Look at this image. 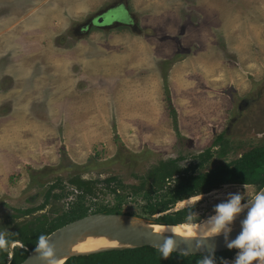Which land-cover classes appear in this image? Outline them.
I'll use <instances>...</instances> for the list:
<instances>
[{
    "label": "rangeland",
    "instance_id": "obj_1",
    "mask_svg": "<svg viewBox=\"0 0 264 264\" xmlns=\"http://www.w3.org/2000/svg\"><path fill=\"white\" fill-rule=\"evenodd\" d=\"M227 2L234 4L228 8L234 14L228 17L236 19L239 11L245 14L242 19L221 23L220 11ZM119 5L126 18L105 20L111 14L108 9ZM161 10L168 16L165 20L173 17L179 22L170 31L153 24L152 17ZM252 11L259 13V20L247 17ZM91 17L104 20L96 23L95 19L92 25ZM225 31V37L221 36ZM150 38L172 45L162 57L165 63L144 54L129 57L132 43L150 47ZM229 44H237L239 53L228 52ZM199 48L202 57L195 58ZM140 58L147 67H136L134 74L150 86L145 94L153 88L162 93L143 112L159 102L160 113L168 114L160 118L167 120L163 131L137 116V109H126L134 124L143 127L144 141L137 133L123 139L115 133V137L106 109L109 101L98 99V110L89 112L92 82L112 71L102 64L115 63L114 73L119 75L118 64ZM194 60H200L201 68H194ZM165 87L176 110L177 132ZM75 96H83L79 109H87L69 111L74 133L63 135L60 104L74 101ZM15 107L32 109L29 127L33 132L25 135L36 139L29 140L31 153L16 159L15 170L4 173L0 182V232L13 236L29 226L47 225L65 212L77 193L68 181L73 175L100 180L117 177L122 186L112 183L118 184V196L104 186L91 201L97 207L117 204L124 214L138 213L135 203L140 197L130 195L127 187L138 184L160 160L182 156L178 164L185 168L203 159L197 170L208 171L264 144V0H0V116L4 115L5 123L14 117ZM146 181L145 187L150 186ZM50 186L54 187L48 201L36 209ZM261 187L262 183L222 184L168 211L192 202L194 220H200L228 193L239 191L247 199ZM26 208L32 211L24 214ZM235 253L224 260L231 264Z\"/></svg>",
    "mask_w": 264,
    "mask_h": 264
},
{
    "label": "trees",
    "instance_id": "obj_2",
    "mask_svg": "<svg viewBox=\"0 0 264 264\" xmlns=\"http://www.w3.org/2000/svg\"><path fill=\"white\" fill-rule=\"evenodd\" d=\"M165 91L173 128L177 132L176 110L170 102L169 92L166 87ZM114 135L116 137L117 134L114 133ZM220 136L221 134L217 138ZM180 160H182V156L160 160L154 169L141 177L142 180L138 184H131L127 187L130 195L140 197L135 203L137 204L138 213L136 212L133 215L141 218L147 217L148 220L160 224H178L187 221L186 216L191 211L188 205L168 211L180 201L209 192L222 184H264V144L250 148L231 163L208 171L197 170L203 159H199L197 163L189 162L185 168L179 166L178 162ZM117 179L115 176L102 180L86 179L79 175H73L68 181L75 187L77 193L75 200L65 212L56 216L47 225L43 224L40 227L29 226L30 228L28 229L17 231L15 235L6 237L11 241L19 240L25 247L32 249L35 246L38 235L42 233L47 235L54 229L74 219L94 212L122 213L117 204L97 207L95 206L96 203L91 201L96 191L102 187L104 188V186L118 196L119 193L116 186L118 184L122 186V182ZM146 180L150 181V186L145 187ZM113 181H117L118 184H113ZM99 184L103 185L99 186ZM53 187H49L43 204L36 209L42 208L48 201ZM30 211H32L30 208L22 210L24 214H28ZM154 214L158 215L152 218ZM12 251V257L8 264H18L27 255V250L16 244L13 246ZM233 252H236V249L214 252L216 264H221L222 260L229 258ZM205 254H187L173 251L168 258H162L157 247L141 246L74 255L68 257L62 264H197V261ZM8 255L9 251H0V264H6Z\"/></svg>",
    "mask_w": 264,
    "mask_h": 264
},
{
    "label": "crops",
    "instance_id": "obj_3",
    "mask_svg": "<svg viewBox=\"0 0 264 264\" xmlns=\"http://www.w3.org/2000/svg\"><path fill=\"white\" fill-rule=\"evenodd\" d=\"M222 3V2H221ZM228 3V2H227ZM226 3V6H224L223 10L220 11L221 15V23H228L237 21L242 19V14L244 13H239V11L236 13L237 17L235 18H230L228 17V14H234L233 12H228V8H230L232 3ZM210 8L211 11V6H207V10ZM214 10V9H213ZM239 10V9H238ZM241 12V11H240ZM166 13V12H165ZM165 13L161 10V14L153 16V24L156 23V25H160L164 28V30L168 29L170 31L171 27H173L176 23H179L177 19H174L172 17V20H165L166 17ZM245 15V14H244ZM247 17L251 19L252 21L255 19L256 21L259 20L260 16L259 13L257 12H250L248 13ZM124 18V17H123ZM222 24H220L222 26ZM227 25L225 26V28ZM138 32V31H137ZM237 32V30H236ZM222 34V33H221ZM227 32L223 33L221 36L225 37ZM242 34V33H241ZM154 39H157L156 37H153ZM150 47L146 45V48L143 46L137 47V45L132 43L129 49V57L132 56H138L137 54H144V58L150 56V58H153V60L156 62V60H159L158 62L164 61L162 57H164L165 53L170 52L169 49L172 47V45H167L164 44L163 42H156L152 38L148 41ZM232 42V41H231ZM231 47V48H230ZM200 48L198 49L199 52H196L194 57H202L200 55ZM228 52L231 53H239V50L237 48V44H229V50L227 49ZM141 55V57H142ZM232 55V54H231ZM230 55L231 60H233V57ZM163 59V60H162ZM198 60V59H197ZM194 60L195 66L194 68H201L202 64H200V60L197 61ZM107 64H102L103 68L107 70V66H110L109 68L112 70L110 73L108 72V75H103V76H98L96 81L92 82L91 87V93L93 95L91 102L89 104L91 105L89 109L91 111L89 112H94V110H98L99 106H96L95 104L99 100H107L110 102L109 106L107 105L106 109L108 115H109V122L110 124L114 125V133H117L121 138L123 135L127 136L132 133H137V136L141 140H145L147 137L145 136V132L143 131V127L134 124V122L131 120L130 115L127 114L126 109H137L136 115L139 117H142L145 119V121H148V125L153 127L154 129H157L158 127L164 131L162 128V125H164V119H161L164 115L167 116L168 114L166 112H161L160 113V103L157 100V105L154 103L152 105L151 110L147 112H143V108H147L149 105V101L151 102L155 101L156 95L159 99V94L161 93V89L157 88L158 93L156 89H151L150 93L145 94L146 91L149 90L150 86H147L145 83H141L142 79L138 78L135 76V69L136 67H143L146 68L147 64L146 61H142V58H140V61H135L133 59H129L125 63L118 64L117 67H119L121 74L116 75L114 73L116 69V64L112 62H106ZM234 64V63H233ZM231 64L230 67H233L234 65ZM93 62L90 63L89 66L92 67ZM229 68V66L226 67V69ZM114 73V74H113ZM132 74V75H131ZM229 76V74H227ZM146 79H144L145 81ZM156 84V83H155ZM66 89V88H65ZM88 88L85 90L87 92ZM84 92V90L82 91ZM64 95L63 93H61ZM162 94V93H161ZM83 101V96H75L74 101H62L60 104V112H59V118L61 120V124L59 126V129L61 131V134H67L69 132L74 133V125H71V120L69 118V111L74 112L82 109H87V108H80L79 109V103ZM73 102L72 105L68 106V103ZM86 105V104H85ZM83 105V107H85ZM87 106V105H86ZM29 107V105H28ZM92 107V108H91ZM118 107H121V109H118ZM156 108V109H155ZM110 111L112 113H110ZM11 119H8L9 121L7 123L4 122V115L0 116V182L3 179L4 173H11L12 170H15V164H17L16 159L19 158V160L22 159V157L26 156L27 154L29 155L30 149H29V140L34 142V139L32 136H27L26 133L30 131L29 125H31L32 119L31 117H34L32 114V109H29L26 107H15V115H13ZM98 116V115H97ZM78 117V116H77ZM113 117V121L112 118ZM166 119V118H165ZM74 122V120H73ZM90 123H92V128L91 125L89 124V128L91 132H93V122L89 120ZM33 125V124H32ZM26 129V132H25ZM88 131V130H87ZM97 131V129H96ZM99 131V130H98ZM33 129L30 131L29 134H32ZM96 133V132H95ZM98 133V132H97ZM100 133V132H99ZM30 137L32 139H30ZM129 137V138H130ZM123 139V138H122ZM131 139V138H130ZM28 150V153H23V151ZM2 185L0 186V188Z\"/></svg>",
    "mask_w": 264,
    "mask_h": 264
},
{
    "label": "clouds",
    "instance_id": "obj_4",
    "mask_svg": "<svg viewBox=\"0 0 264 264\" xmlns=\"http://www.w3.org/2000/svg\"><path fill=\"white\" fill-rule=\"evenodd\" d=\"M189 207L191 211L186 219L190 226L185 235L196 238L197 248H205L206 239L219 235L223 237L227 248L236 249L231 264H264V190L255 192L247 199L239 191L230 192L225 199L212 206L207 217L198 222L194 220V204L190 202ZM237 220L239 230L231 236L234 222ZM131 222H135V218H132ZM13 243L3 232H0V251L10 252ZM175 250V235L165 236L163 242L158 245L162 258H168ZM32 251L38 254L43 264H59L54 246L49 242L46 234L37 236ZM205 251L206 254L197 261V264H216L214 250L208 247ZM222 264H229V261L222 260Z\"/></svg>",
    "mask_w": 264,
    "mask_h": 264
},
{
    "label": "water",
    "instance_id": "obj_5",
    "mask_svg": "<svg viewBox=\"0 0 264 264\" xmlns=\"http://www.w3.org/2000/svg\"><path fill=\"white\" fill-rule=\"evenodd\" d=\"M119 14L120 13H118L116 10H112L111 14H109L105 18V20L109 21L112 18L116 20L122 19L121 15ZM99 22H103V18L101 17L97 18L96 23ZM260 190H264V184L259 189V191ZM112 217H134L137 219H145V218L137 217L135 215H129L124 213H104V212L89 213L80 218L74 219L64 224L63 226L54 229L49 234H47L49 242L54 246L55 256L57 252L63 249L64 241L69 238H77L83 240L94 236H112L122 241L126 245L67 254L65 256L64 261L70 256L84 255V254L95 253L105 250H112V249L133 248V247H141V246H152L158 248V245L163 242L165 236H171L170 234H166L160 231L149 230L125 222H121L118 220H114V219L112 220ZM237 231L238 230L233 231L231 233V236H234ZM175 240H176L175 251L180 253H187V254L206 253L205 249L208 247L212 248L214 252H219L222 250L229 249L225 246L223 237L219 235L211 239H206L204 242L205 248H197L195 244L196 239L175 236ZM14 241L15 243H13V246L16 244L27 250L26 257L18 264H43V261H41L38 258V254L32 251L34 247L32 249H28L22 244L21 241L13 240V242ZM13 246L10 249L8 255V261L6 262V264L9 263L12 257Z\"/></svg>",
    "mask_w": 264,
    "mask_h": 264
},
{
    "label": "bare ground",
    "instance_id": "obj_6",
    "mask_svg": "<svg viewBox=\"0 0 264 264\" xmlns=\"http://www.w3.org/2000/svg\"><path fill=\"white\" fill-rule=\"evenodd\" d=\"M241 215H243V213ZM132 218L134 217H112V220L113 219L118 220L134 226H138L141 228L154 230V231H160L170 235L196 239L185 235V233L188 230V227L190 226L188 221H183L178 224H159L153 221H148L145 219H137V218H135V222H131ZM195 221L198 222L199 220H195ZM236 230H239L238 220L234 222L233 225V231ZM125 245L126 244H124L122 241L112 236H94L83 240L77 238H69L64 241V247L62 250L57 252L56 257L59 258V264H62L67 254H71L75 252L76 253L85 252V251L97 250V249L109 248L115 246H125Z\"/></svg>",
    "mask_w": 264,
    "mask_h": 264
},
{
    "label": "flooded vegetation",
    "instance_id": "obj_7",
    "mask_svg": "<svg viewBox=\"0 0 264 264\" xmlns=\"http://www.w3.org/2000/svg\"><path fill=\"white\" fill-rule=\"evenodd\" d=\"M112 10H116L118 13H120L119 15H121V18H123V17H125L126 18V12H125V10L119 5V6H117L116 8L114 7H111V8H109L108 9V11L107 12H109L110 13V11H112ZM109 14H107V15H105V17H107ZM105 17H104V19H105ZM95 19H96V17H91V19H90V21H89V24L91 23L92 25H96L95 24ZM103 19V20H104ZM130 20V19H129ZM92 21V22H91ZM127 24H129L130 25V23H127ZM88 26V23H86L85 25H84V27H87ZM242 104H240V106H241ZM240 106H238L239 108H241ZM225 259H227V258H225Z\"/></svg>",
    "mask_w": 264,
    "mask_h": 264
}]
</instances>
